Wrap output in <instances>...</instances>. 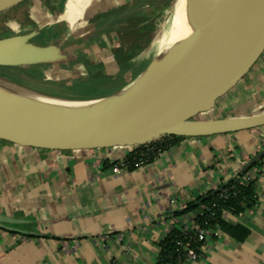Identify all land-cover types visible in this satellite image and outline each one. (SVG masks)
<instances>
[{"label": "crops", "instance_id": "0c3cea01", "mask_svg": "<svg viewBox=\"0 0 264 264\" xmlns=\"http://www.w3.org/2000/svg\"><path fill=\"white\" fill-rule=\"evenodd\" d=\"M59 4L61 19L78 38L74 49L64 51L69 67H87L84 62H93L91 53L106 59L109 55L102 48L95 50L88 19L100 18L104 29L105 23L122 17L106 21L103 15L125 5V0H60ZM134 72L120 82V90L88 97L127 89L143 71L137 78ZM92 76L81 74L78 82L59 85L80 86ZM258 81L244 76L228 92L238 101L229 114L208 118L238 116L234 112L250 109V96L258 100L264 90ZM138 147L126 143L56 149L0 138V212L28 220L16 227L27 233L0 229V264H157L159 243L174 228L191 225L192 216L201 210L183 213L188 204L252 167L246 168L264 149V127L179 136L144 167L114 174L113 163ZM254 170L253 205L238 214H223L226 222L248 234L242 236L240 230L238 238L220 228L218 236L208 237L198 261L181 264H264V158L247 174Z\"/></svg>", "mask_w": 264, "mask_h": 264}, {"label": "water", "instance_id": "95a60500", "mask_svg": "<svg viewBox=\"0 0 264 264\" xmlns=\"http://www.w3.org/2000/svg\"><path fill=\"white\" fill-rule=\"evenodd\" d=\"M23 1L0 0V12ZM121 20L115 18L111 24ZM186 26V36L154 58L130 87L101 98L59 97L0 79V138L56 149L141 146L163 136L206 137L264 127V111L196 118L209 113L264 54V0H191ZM35 36L0 39V67L66 57L58 45L31 44ZM262 158L264 149L246 168ZM26 223L0 212V229L27 233L16 228Z\"/></svg>", "mask_w": 264, "mask_h": 264}, {"label": "rangeland", "instance_id": "374dc122", "mask_svg": "<svg viewBox=\"0 0 264 264\" xmlns=\"http://www.w3.org/2000/svg\"><path fill=\"white\" fill-rule=\"evenodd\" d=\"M59 1L60 0H25L14 7L1 11L0 39L15 35L36 33V36L30 40V43L35 46L42 47L54 44L61 47L63 52L74 49L72 48V43L76 42L78 38L75 37L76 35L74 33L70 32L67 23L61 19L59 15L61 14ZM175 3L176 0H125V5L120 6L111 13H105V15H103L106 21L114 15L122 17V20L114 24L107 22L103 25L104 29H102L101 25L103 22L99 23L100 20L98 19L100 18L96 19L95 17L88 19L89 23L87 25L89 29L92 30V36L94 37V44L96 46L95 50L102 48L104 50L102 53L109 56L103 59V61L100 56L96 58L91 53L89 56L92 57L94 64L93 62H84L87 64V67L80 66L79 68V66L74 65L71 68L69 67V70H66L61 66H54L52 64V67L45 68V76H32L31 78L45 84L56 83L58 85H72L71 83L78 82L81 74L91 73L94 76L90 77L88 83L80 85L86 88L84 90L85 92H94V96H97L98 92L104 95L108 92L120 90V82H123V80L125 82L134 70L133 77L137 78L154 58L166 52V50H164L165 45L161 46L160 42H158V37L161 30H168V24L174 11ZM68 22L72 24L74 21ZM82 59L84 61L88 58L83 56ZM88 61L89 59L87 62ZM35 65L36 64L19 67L28 71ZM1 72L2 69L0 67V79L3 81L32 91L44 92L26 83L12 80ZM15 73L24 78L27 76L26 73L21 71H15ZM248 75L252 78L259 79L258 87H264V83L261 82V80H264V54L246 76ZM230 95L231 94L228 93L220 97L213 105L209 116L204 112L198 114L196 118L205 119L210 116L219 117L220 115L229 114V111L232 110L238 102L237 100V102L235 101L236 97L232 98ZM258 95L260 96L258 100L254 99V96H250L251 98L253 97L250 109L243 112H234V114L253 115L263 112L264 90ZM94 96L69 98L76 100H92L95 99Z\"/></svg>", "mask_w": 264, "mask_h": 264}, {"label": "trees", "instance_id": "16d2710c", "mask_svg": "<svg viewBox=\"0 0 264 264\" xmlns=\"http://www.w3.org/2000/svg\"><path fill=\"white\" fill-rule=\"evenodd\" d=\"M61 66L62 68L69 70V57H65L64 59L53 61V62H45L36 64L32 67L31 70H24L21 67H1L2 74L6 77L16 80L22 83H26L35 88H38L44 92L63 96V97H75V98H83L87 97L90 93L84 90L85 87H81L79 85L75 86H61L56 83H37L30 80H27L24 77H21L19 74L15 73V71H21L27 74V76H45L44 70L47 67ZM179 138V136H165L161 140L157 142H153L151 145H155L157 147H161L162 149H167L171 142L174 139ZM144 148L143 145L139 146L134 152L130 153L127 156L128 160L137 157L140 154V151ZM263 159V158H262ZM255 163L251 168L244 170L241 174L237 175L238 178H233L230 180L229 184L220 192L215 193L211 196L215 191H210L207 194L198 198L196 203L188 204V207L183 211L193 212L196 208L201 207V210L195 214V221L202 228H212L216 225L224 230L225 232L234 235L235 237L241 236L239 235L242 230V236L248 234V231L242 228L241 226H232L223 218V214L225 211H229L234 214L241 213L244 211L245 206L250 207L253 205L255 201V180H251L249 182L244 181L242 177L246 175L252 168L257 166L260 161ZM118 161L114 162L116 164ZM221 187V186H220ZM227 194V198H222L221 194ZM204 207V208H202ZM1 211V210H0ZM23 225H16V227H21ZM178 242L181 243H189L193 248H195L198 252L200 251V247L203 242L198 241L197 233L194 230H190L188 235L185 236L180 228H174L160 243V254L157 260V264H181L184 262L181 254L178 253Z\"/></svg>", "mask_w": 264, "mask_h": 264}, {"label": "built area", "instance_id": "2783aa9c", "mask_svg": "<svg viewBox=\"0 0 264 264\" xmlns=\"http://www.w3.org/2000/svg\"><path fill=\"white\" fill-rule=\"evenodd\" d=\"M161 140V139H160ZM159 141V140H158ZM157 142V141H154ZM153 143V142H151ZM151 143H147L144 146V148L140 151V154L137 157H134L131 160H128L127 157L122 158L119 160L116 164L112 166V171L116 175H121L123 172L128 171L132 168H142L145 165L149 164L151 161H153L164 149L161 147H157L155 145H149ZM257 173V170L252 171L249 174H246L242 177L244 181H251L255 178ZM239 176H235L234 178H238ZM222 198H227L228 195L223 193L221 194ZM204 208V207H202ZM192 224L184 226L181 228L182 233L187 236L190 230H194L197 233V239L200 242H203V244L200 247V251L198 252L195 248H193L189 243H181L178 242V246L180 247L178 249V253L181 254V256L184 259V262H196L201 258V250L203 246L205 245L207 239L209 236L214 237L219 235L220 227L219 225H216L212 228L206 229L202 228L196 221H195V215L192 216ZM173 231V230H172ZM159 257V256H158Z\"/></svg>", "mask_w": 264, "mask_h": 264}, {"label": "bare ground", "instance_id": "6f19581e", "mask_svg": "<svg viewBox=\"0 0 264 264\" xmlns=\"http://www.w3.org/2000/svg\"><path fill=\"white\" fill-rule=\"evenodd\" d=\"M190 4H191V0H176L174 11L168 24L169 25L168 30L167 29L163 31L161 30L158 37V42H160L161 46L165 45L164 50H167L170 46H172L179 39L186 36V34L189 32V28L188 26H186V16L190 8Z\"/></svg>", "mask_w": 264, "mask_h": 264}]
</instances>
